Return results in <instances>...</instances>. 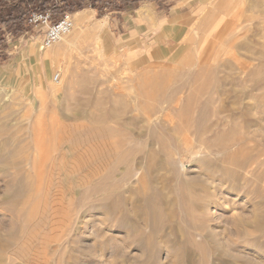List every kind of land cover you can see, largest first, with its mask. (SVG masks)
I'll return each instance as SVG.
<instances>
[{
    "label": "rangeland",
    "instance_id": "374dc122",
    "mask_svg": "<svg viewBox=\"0 0 264 264\" xmlns=\"http://www.w3.org/2000/svg\"><path fill=\"white\" fill-rule=\"evenodd\" d=\"M20 1L34 9V0ZM151 1L166 7V0H81L71 7L64 0H49L45 9L56 21L69 13L73 27L47 48L42 47L45 27L29 22L32 13L16 34L2 26L0 264H264V102L257 105L264 97V0H222L203 40L193 45L194 53L205 52L209 59L136 64L123 47L104 52L97 30L87 24L102 21L116 39L123 14ZM43 51L57 53L56 58L46 65ZM217 72L228 84L213 94V103L208 101L228 108L218 126L229 134L219 139L244 136L256 143L255 150L244 144L230 151L262 153L242 169L223 163L229 153L215 146L192 154L182 147L180 124L189 125L196 115L195 109H182L195 107L199 87L174 94L161 88L166 80L179 83L188 75ZM168 96L173 103L158 102ZM110 105L116 117L106 123L127 121V128L120 127L123 133L143 122L154 127L165 121V137L175 142L171 151L167 146L170 153L156 155L147 168L143 153L152 147L143 151L133 143L138 152L128 169L126 161L115 163L100 154L95 130L100 112ZM152 105L159 116H150V122L144 116ZM162 106L171 108L173 118L163 117ZM207 110L203 122L213 128L210 119L215 117ZM215 132L206 131L204 140L213 141ZM44 148L49 156L41 157ZM148 196L156 197L153 207Z\"/></svg>",
    "mask_w": 264,
    "mask_h": 264
},
{
    "label": "bare ground",
    "instance_id": "6f19581e",
    "mask_svg": "<svg viewBox=\"0 0 264 264\" xmlns=\"http://www.w3.org/2000/svg\"><path fill=\"white\" fill-rule=\"evenodd\" d=\"M74 16H76L77 18H79V13H75ZM88 26L90 25V27L94 28L95 30H97L98 32V35L100 36V33L101 35L104 34L107 36V32H105L106 30H104V27H102V21L100 23L99 22H96V21H93V23L91 24H87ZM72 30V29H71ZM71 32V31H70ZM108 37V36H107ZM65 40V39H64ZM101 42V40H99ZM104 47H106V49H109V47L111 46V40H109V38L106 39V41L104 42ZM30 52L32 53V55L34 56V58H36V60L38 59V51L37 50H34L33 48V45L30 46ZM56 55L57 53L53 52V55H48L46 54L44 51L42 52V57H43V60L45 61L46 65H47V62H49L51 59L53 58H56ZM52 57V58H51ZM38 61V60H37ZM38 63V62H37ZM37 66V64H36ZM39 68V66H38ZM210 68V67H209ZM40 70V69H39ZM208 71V70H207ZM211 71V70H210ZM209 71V72H210ZM203 72V71H202ZM205 72V71H204ZM255 72V71H254ZM208 73V72H207ZM252 74V73H251ZM233 75V74H232ZM243 77V76H242ZM251 77V76H250ZM249 77V78H250ZM163 78V77H162ZM38 81L40 82L41 85H43L44 87V84H43V78H42V75L39 71L38 73V77H37ZM171 79V78H170ZM244 79V78H243ZM159 80V78H158ZM173 80H175V78H173ZM227 80V77L222 75V74H219L218 72L217 73H211V74H204V75H201V74H194V75H188L186 77H183V78H179V83H173L171 81H164L162 83V87L163 89H169L168 91H173V94L175 91H178L180 92V90H182L183 88H187V86L189 88H195L194 86L196 87H199L198 88V92L202 98V94H203V98H199V100H195L196 102L193 104L195 107L192 108L190 107L192 104L187 105V106H184V109H187V113H188V108H190L191 110L192 109H195V112H196V115L195 116H191V119H192V123H190L189 125L186 124L185 126V123L181 122L180 124V129H181V133H182V137H181V144H182V147L185 148L187 151H190L191 154L194 153L195 149H200V148H204V149H210L211 146H215L216 148L219 149V151H222V152H227L228 151V155L225 157V159H223V163L224 162H228L229 164H232L234 165L235 167H238V168H243L244 166H246L247 164H250L253 160V162L257 161L260 157V155L262 156V153L261 152H254V153H249V152H242V153H235V152H232L230 151L231 148L235 147H239V146H243L245 144V146L247 147V149H249L250 151H254L255 148H256V143L253 142V140L249 139V138H245L244 136H240V137H237V138H234L232 140H228L227 142L226 141H222L221 139L219 138H226L227 134L224 130L225 127L222 126H218V123L219 121L221 120V116L220 114H222L221 112H225L228 108L227 106L225 107V105H218V107H214L212 105H210L211 103L214 102V93L219 91L220 89L224 88V86L226 85L225 84V81ZM50 82V81H49ZM201 82V83H200ZM233 84V83H232ZM231 84V85H232ZM228 85V84H227ZM226 85V86H227ZM262 85V84H260ZM51 86V85H50ZM234 86V84H233ZM262 87V86H261ZM260 87V88H261ZM52 88V87H51ZM53 89V88H52ZM130 89V88H129ZM171 89V90H170ZM51 90V89H50ZM119 90V88H118ZM57 91V90H56ZM191 91V90H190ZM196 92V90H194ZM220 91H223V90H220ZM226 91V90H225ZM222 93V92H221ZM220 93V94H221ZM193 94V93H192ZM249 94V93H248ZM183 95V94H182ZM113 97V96H112ZM180 96H176V100L177 99H180L179 98ZM117 101V99L119 98H116L114 97ZM175 98V97H174ZM184 98V97H183ZM132 99V98H131ZM173 98L171 96H168V97H165V98H161L158 102L163 104V103H169L172 102ZM195 99V98H194ZM202 101H201V100ZM105 100V99H104ZM138 100V99H137ZM175 100V99H174ZM224 100V99H223ZM161 101V102H160ZM163 101V102H162ZM208 101H210L211 103H208ZM258 103L257 105L259 104V101H263L264 102V97L260 96L259 100H257ZM150 102V101H149ZM189 102V101H188ZM216 102V101H215ZM220 102H221V99H220ZM117 103V102H115ZM173 103V102H172ZM171 103V104H172ZM186 103V102H185ZM191 103V102H190ZM113 104V103H112ZM183 104V103H182ZM188 104V103H186ZM185 104V105H186ZM100 105V104H99ZM176 105V104H175ZM209 105V106H208ZM164 106V105H163ZM161 108V111H164V113H162L166 119L167 118H173L172 115H171V108L170 107H163ZM169 106V105H168ZM111 107V105L109 106ZM121 108V107H119ZM212 109L213 113H211L212 116H214L215 118H211L210 120L212 121V124H213V128H216V131L215 134H214V137H216L213 141H210V140H204V135H205V132L210 130V129H213L212 128V125L208 126V125H204V122L203 120L207 117V114H209V110L205 111L206 109ZM243 108V107H242ZM108 109V108H107ZM114 107H111L109 108L108 110L104 111L103 113L100 112V115L98 117V123H99V126H97V130L96 133H95V138H96V141H97V147H99V150L101 151L100 154L104 153L105 154L107 153L109 157V159L112 157V160L116 163V162H123V161H126V164H127V169L128 167H130V165L128 164L130 160H133L135 155L137 154L138 151H136V148L133 147V143H137V146L138 144L141 145L140 147L143 149V151H146L145 149V146H151L152 149H150L149 151H146L145 153H143V156L145 155L144 159H145V164L147 162V168H151L153 166V161H154V157L156 155H160V153L162 152H168L169 150H167V146L169 147L170 151H171V148L170 146H172L175 142L174 140H172L173 136H168L167 135V138L165 137V132H166V129H165V126H164V122H161L156 124V123H153L155 124L154 127H151L150 125L148 124H145L143 121V119L141 118V121L143 122V126H140L136 129H132L131 133H123L125 132L124 130L121 131L120 127L121 126H125L126 128L129 126V124L127 125V121H122L121 123L117 122L116 126H110V125H107V119H111L112 117H116L114 112ZM165 109H166V112H165ZM245 109V108H244ZM123 110V109H122ZM180 110V111H182ZM190 110V111H191ZM99 111V109H98ZM183 112H186V111H182ZM192 112V111H191ZM262 112V111H261ZM260 112V113H261ZM118 113V112H117ZM116 113V114H117ZM121 113V112H120ZM145 113V112H144ZM187 113H183L185 115H187ZM194 113V111H193ZM139 114V113H138ZM156 114V115H155ZM160 114V113H159ZM181 114V112H180ZM259 114V113H258ZM137 115V114H136ZM152 115H155L157 116L156 118L158 119V114L156 113V109L154 108V106L152 105V107L150 108V110L148 112H146L144 118L148 119L150 118V116ZM192 115V114H191ZM251 115V114H250ZM182 116V115H181ZM185 117V116H183ZM211 117V116H210ZM236 117V116H235ZM260 117V116H259ZM175 118V117H174ZM181 119V117H180ZM191 119H189L191 121ZM119 119H117L118 121ZM152 120V118H151ZM263 120V119H262ZM121 121V120H119ZM169 121V120H168ZM173 120H171L170 122H172ZM188 121V119H187ZM188 121V122H190ZM205 121V120H204ZM152 122V121H150ZM179 122V119L178 121ZM257 122V121H256ZM173 123V122H172ZM224 123V122H223ZM230 123V122H229ZM152 124V126H153ZM177 124V123H176ZM174 125V124H173ZM191 125V126H190ZM179 128V125H177ZM133 127V126H132ZM208 128V129H207ZM221 128V130L219 129ZM241 129V128H240ZM177 131V130H176ZM236 131V130H235ZM179 132V130L177 131ZM190 132H193V136L194 137H190L189 133ZM45 133V132H44ZM180 133V134H181ZM243 133L241 132V135ZM93 135V134H92ZM226 136V137H225ZM94 137V136H93ZM169 138V141L167 140ZM193 138V139H192ZM41 140V139H40ZM212 140V139H211ZM42 141V140H41ZM40 143V142H39ZM132 144V146H131ZM49 145V144H48ZM37 146V145H36ZM40 146V145H39ZM38 146V147H39ZM43 146V145H42ZM136 146V145H135ZM136 146V147H137ZM258 146V145H257ZM58 147V146H56ZM139 147V146H138ZM41 148V147H40ZM122 149V152H120L118 155L117 153L116 154V157H115V154L114 152L117 151L118 149ZM130 148V149H129ZM45 149V150H44ZM42 150L44 151H41L40 149V156L41 157H44L47 153V155L49 156V152H47L48 150H46V148H44ZM53 149V148H52ZM51 149V150H52ZM55 149V148H54ZM53 149V150H54ZM57 149V148H56ZM55 149V150H56ZM145 149V150H144ZM38 150V151H39ZM54 150V151H55ZM175 150V149H174ZM170 151L168 153H170ZM17 152V151H16ZM99 152V151H98ZM161 153V154H162ZM189 153V152H188ZM38 154H37V158L38 159ZM106 154V155H107ZM174 154V153H173ZM176 154V153H175ZM44 155V156H43ZM97 155V154H96ZM99 155V153H98ZM97 155V156H98ZM264 155V154H263ZM105 156V155H104ZM174 156V155H173ZM115 157V158H114ZM254 157L258 158V159H255L254 161ZM40 158V157H39ZM99 158V157H98ZM105 158V157H104ZM117 159V160H115ZM127 159V160H126ZM137 159V157L135 158ZM149 159V161H148ZM252 159V160H251ZM42 160V159H40ZM139 160V159H137ZM109 163V160H107ZM172 161V160H171ZM131 162V161H130ZM113 163V162H112ZM40 164V163H39ZM105 164V165H106ZM114 164V163H113ZM125 164V163H124ZM42 165V164H41ZM99 166V165H98ZM101 166V165H100ZM107 166V165H106ZM251 165H249L250 167ZM126 167V165H125ZM141 167H143V165H140L138 167V169H140ZM144 168H146V165L144 166ZM214 169H217V167H214ZM130 170V169H129ZM209 170V169H207ZM219 171H221L222 173H228L230 170L229 168H220V169H217ZM257 170V169H256ZM251 171V170H250ZM130 172V171H129ZM144 177V176H143ZM221 189V188H220ZM167 193V192H166ZM168 194V193H167ZM158 195V194H157ZM156 195V196H157ZM160 195V194H159ZM159 197V199L162 200V194L160 196H157V198ZM156 198V197H154ZM152 196H148L145 200H147V204L148 206L150 207H153L152 205V201L154 199ZM176 198V197H175ZM178 200V199H177ZM176 200V201H177ZM212 204V203H211ZM156 206H154V209L153 211H155L156 213H160L161 209H156L155 208ZM211 208V207H210ZM154 213V212H153ZM155 213V214H156ZM152 214V213H151ZM164 214V213H163ZM219 217V216H218ZM163 226V225H162ZM154 228V227H153ZM178 229V228H177ZM221 239V238H220ZM209 247V246H208ZM200 248V247H199ZM180 249V248H179ZM210 249V248H209ZM232 249V248H231ZM212 251V250H211ZM208 252V251H207ZM188 259V258H187ZM148 262V261H147Z\"/></svg>",
    "mask_w": 264,
    "mask_h": 264
},
{
    "label": "crops",
    "instance_id": "0c3cea01",
    "mask_svg": "<svg viewBox=\"0 0 264 264\" xmlns=\"http://www.w3.org/2000/svg\"><path fill=\"white\" fill-rule=\"evenodd\" d=\"M166 7L156 2H142L132 12L122 16V33L114 38L111 27L100 33L103 44L107 38L111 46L104 52L121 47L131 61L140 63H176L209 59L207 54H196L193 45L206 35V24L220 11L222 0H166ZM216 19V18H215ZM203 42V41H202ZM199 57H195V56Z\"/></svg>",
    "mask_w": 264,
    "mask_h": 264
},
{
    "label": "trees",
    "instance_id": "16d2710c",
    "mask_svg": "<svg viewBox=\"0 0 264 264\" xmlns=\"http://www.w3.org/2000/svg\"><path fill=\"white\" fill-rule=\"evenodd\" d=\"M64 1H66V5L71 7L79 6L81 0ZM32 4L34 9L27 10V4L23 1L17 0L13 2V4H7L5 0H0V49L4 47L5 40V32L2 30V26L5 27L4 31L16 34L18 31L22 30L23 21L28 17V15L34 12L47 11L45 8L49 5V0H34ZM51 20L56 21V18L52 13Z\"/></svg>",
    "mask_w": 264,
    "mask_h": 264
},
{
    "label": "built area",
    "instance_id": "2783aa9c",
    "mask_svg": "<svg viewBox=\"0 0 264 264\" xmlns=\"http://www.w3.org/2000/svg\"><path fill=\"white\" fill-rule=\"evenodd\" d=\"M29 22L33 25L45 27L42 47L47 48L53 43L60 40L64 35L69 33L73 27V19L69 13L60 16L57 21L51 20V13L47 10L44 12H34L29 17ZM57 76H55V79Z\"/></svg>",
    "mask_w": 264,
    "mask_h": 264
}]
</instances>
